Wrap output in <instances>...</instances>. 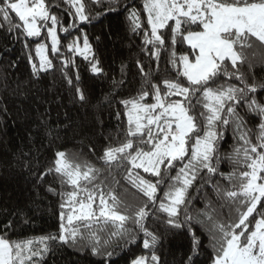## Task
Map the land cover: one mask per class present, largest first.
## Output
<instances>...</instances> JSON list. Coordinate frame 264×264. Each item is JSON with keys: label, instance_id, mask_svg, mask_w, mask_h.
<instances>
[{"label": "snow or ice", "instance_id": "1", "mask_svg": "<svg viewBox=\"0 0 264 264\" xmlns=\"http://www.w3.org/2000/svg\"><path fill=\"white\" fill-rule=\"evenodd\" d=\"M68 3L75 8L79 20H88L82 0ZM10 11L22 22L14 27H21L28 37L39 36L41 28L50 21L47 35L51 38V50L58 51L59 20L50 13L45 0H3L0 14L9 23ZM143 11L150 28V34L145 31L144 44L151 46L150 55L157 68L161 51H167L168 64L176 75L153 83L151 73H145L140 66L144 84L136 96L120 101L127 117L124 138L116 145H108L100 159L109 169L113 165L125 168L124 179L145 199L132 205L126 204L114 190L105 195L103 186L94 183L100 169L75 163L65 152H57L54 171L60 174L62 183L73 189L61 194L66 199L60 205L58 233L20 241L0 235V264H40L50 243L56 241L76 244L87 239L93 254L99 255L98 232L107 229L111 236H124L129 233V222L143 233V247L153 249L158 237L147 227L152 215L149 205L166 214L170 226L188 225L191 231L194 219L205 225L214 253L211 264H264V102L255 95L258 89L264 90V83H247L239 70L247 59L246 50L256 46L264 49V0H144ZM130 19L133 31L141 27L138 11L133 10ZM167 29L171 32L170 48L165 47L161 35V30ZM178 44H186L188 50L178 53ZM68 47L85 59L91 52L87 36L83 38V47L78 38ZM36 52L40 63L39 69L33 64V71L51 68L45 45H37ZM91 71L103 70L96 62ZM221 77L235 78L243 86L216 84ZM80 99H84L82 92ZM148 99L152 102H146ZM198 106L202 110L196 114ZM241 107L259 118L254 128H249L240 115ZM230 125L237 142L232 152L222 157L221 129ZM222 160L232 165L230 172L219 171ZM139 170L154 179H145ZM82 181L86 182L84 186ZM197 181V192L211 188L219 204H214L205 193L204 208L194 216L189 208V189ZM113 183L119 181L113 178ZM162 187L163 195L158 196ZM97 197L98 211L94 207ZM225 207L226 217L222 212ZM192 236L195 253L200 241L195 232ZM136 238L132 236L129 242ZM188 259L191 262L192 257ZM131 264H159V257L153 251L150 257L138 256Z\"/></svg>", "mask_w": 264, "mask_h": 264}, {"label": "trees", "instance_id": "2", "mask_svg": "<svg viewBox=\"0 0 264 264\" xmlns=\"http://www.w3.org/2000/svg\"><path fill=\"white\" fill-rule=\"evenodd\" d=\"M82 2L88 20L77 22L68 0H45L50 13L59 20V43L57 52L47 44V57L52 61V67L37 72L33 71V64L39 69L35 48L45 39V26L39 36L31 38L21 27H14L22 23L14 12L9 13L11 23L0 14V235L10 240L58 233L60 205L66 199L61 194L73 189L62 183V177L54 171L57 152H65L75 163H87L100 169L94 183L103 186L105 195L114 190L126 204L132 205H139L145 199L124 179L125 168L113 165L109 169L100 157L108 145H116L124 138L127 117L120 101L136 96L144 84L140 66L145 73H151L153 83L175 78L176 74L168 64L167 51H161L157 68L156 60L150 55L151 46L144 44L145 31L150 34L147 13L143 11L144 0ZM133 10L139 12L141 21V27L135 31L130 19ZM161 35L165 47L170 48V29L161 30ZM84 36L91 46L87 59L68 47L73 40H83ZM176 50L186 52L188 46L178 44ZM246 57L239 70L247 83H264V49L256 46L246 50ZM65 61L71 62L65 64ZM96 62L103 70L101 73L91 71V65ZM228 67L232 71L230 62ZM216 84L243 86L235 78L227 77H221ZM77 89L83 93V100ZM255 95L264 102V90L258 89ZM201 110L198 106L196 114ZM238 111L249 128L259 123V118L245 107ZM221 130L224 135L219 142V155L224 157L232 152L237 141L233 126ZM231 170L232 165L222 160L219 171L227 173ZM139 171L145 179H154ZM113 178L119 184L113 183ZM215 179L219 180V177ZM81 183L82 186L86 184ZM197 187L199 181L189 189V208L194 216L197 210L204 208L205 193L214 204H219L211 188L197 192ZM162 195L163 187L158 193V196ZM94 207L98 211V197ZM149 208L152 215L146 222L147 227L158 237L153 249L143 247V233L129 222V233L124 236H111L107 229L98 232L99 255L93 254L92 244L87 239L76 244L56 241L50 243V250L40 264H131L138 256L150 257L153 251L159 257V264H211L214 253L205 225L194 219L191 231L188 225L176 228L166 223V214L151 205ZM121 210L124 211L123 206ZM222 212L226 217L228 208ZM183 219L182 212L180 220ZM192 232L200 241L195 253ZM132 236L137 238L130 243ZM109 252L111 256L107 255Z\"/></svg>", "mask_w": 264, "mask_h": 264}, {"label": "rangeland", "instance_id": "3", "mask_svg": "<svg viewBox=\"0 0 264 264\" xmlns=\"http://www.w3.org/2000/svg\"><path fill=\"white\" fill-rule=\"evenodd\" d=\"M73 8V13H74V15H75V8L74 7H72ZM75 18H76V21L77 22H79V21H81V20H79V18L77 17V16H75ZM48 27H51V22L49 21V22H47V24L45 25V28H46V33H45V39H43V41H42V44L43 45H45V55L47 56V44H49L50 45V47H51V38L47 35V28ZM42 28H44V27H42ZM42 28H41V32H42ZM56 30H57V26H56ZM32 38V37H31ZM59 38V37H58ZM78 42H79V45H80V47H83V40H78ZM38 45H40V44H38ZM37 47V46H36ZM36 49V48H35ZM76 53V52H75ZM76 54H79V53H76ZM36 57H37V60H38V62L40 63V58H39V56L37 55V52H36ZM39 66V65H38Z\"/></svg>", "mask_w": 264, "mask_h": 264}]
</instances>
